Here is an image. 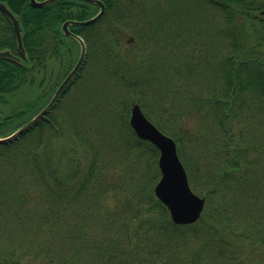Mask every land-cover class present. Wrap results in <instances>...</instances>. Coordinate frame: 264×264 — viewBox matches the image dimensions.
Returning <instances> with one entry per match:
<instances>
[{
  "label": "trees",
  "instance_id": "obj_1",
  "mask_svg": "<svg viewBox=\"0 0 264 264\" xmlns=\"http://www.w3.org/2000/svg\"><path fill=\"white\" fill-rule=\"evenodd\" d=\"M101 1L96 22L68 26L86 55L50 112L0 144V221L14 241L0 245V264H34L41 254L47 264H264V17L256 13L264 0ZM0 2L18 18L26 53L0 58L6 137L76 64L80 45L62 25L99 7ZM1 50L20 55L0 13ZM82 92L97 101L96 115ZM134 104L176 143L192 191L205 199L197 222L172 223L155 198L159 153L129 126ZM45 135L53 150H43ZM23 226L32 235L18 238Z\"/></svg>",
  "mask_w": 264,
  "mask_h": 264
},
{
  "label": "water",
  "instance_id": "obj_2",
  "mask_svg": "<svg viewBox=\"0 0 264 264\" xmlns=\"http://www.w3.org/2000/svg\"><path fill=\"white\" fill-rule=\"evenodd\" d=\"M58 0H30L33 7H42L46 4ZM97 4L100 11L93 18L82 21H67L63 24V32L65 35L71 36L80 44V55L78 61L67 77L62 81L56 89L51 101L28 123L18 128L7 137L0 138V144L6 145L15 141L22 133L28 131L41 118H43L52 108L57 100L60 92L72 79L74 74L81 66L85 57V46L81 38L71 34L68 25H89L99 19L104 12V5L99 0H86ZM0 13L6 17L13 29L16 38L17 48L21 57H25V51L22 45L21 34L22 30L19 21L12 12L0 2ZM264 15V10L260 12ZM0 58L9 59L19 62L20 58L12 55L8 50L0 51ZM129 125L135 135L141 139L150 142L159 152L157 166L160 177L153 187L155 198L167 209L172 223L176 225H190L197 222L204 209L205 199L196 195L190 188L186 171L178 157L176 143L170 137L160 132L142 113L137 104L132 105L130 109Z\"/></svg>",
  "mask_w": 264,
  "mask_h": 264
},
{
  "label": "rangeland",
  "instance_id": "obj_3",
  "mask_svg": "<svg viewBox=\"0 0 264 264\" xmlns=\"http://www.w3.org/2000/svg\"><path fill=\"white\" fill-rule=\"evenodd\" d=\"M124 52H126V49L125 50H123ZM72 92V90L70 91V93H69V95H67L66 97H67V99H69L70 98V96L71 97H73V93H71ZM83 93V95H82V97H83V100H84V103H90V109H91V111H92V113L93 114H95L96 115V113H98L99 112V109L100 108H92L93 106H95V104L97 103V101L95 100V98L94 99H92V97H91V99H90V101H88L87 100V93H85V92H82ZM65 97V98H66ZM93 100H95V101H93ZM82 102V101H81ZM76 103V102H75ZM86 105V104H85ZM89 106V105H88ZM67 107H70L69 105L67 106ZM104 110V109H103ZM106 114H108V112H105ZM111 113L113 114V115H115V113H113V112H110L109 113V116L110 117H112L113 115H111ZM129 118V117H128ZM97 120L101 123V124H103V123H105V124H108V123H110V120H107V119H104V117H98L97 116ZM129 120V119H128ZM47 134V133H46ZM52 135V133H49L48 132V137H50ZM110 137V136H109ZM45 141H44V143L42 144V147H44V149L43 150H45V146L47 147L46 149L47 150H53L54 149V147L53 146H51L50 145V141L47 139V135H45ZM112 144H115V141H114V139H112ZM110 202L111 203H116V200L115 199H113V201H111L110 200ZM30 207V206H29ZM43 207V206H42ZM41 207V208H42ZM27 209V208H26ZM23 213H25V208L23 209V211H22V217L25 219V222L27 223L28 222V220H30V217H28L26 214H23ZM4 229H3V224H2V222L0 221V238L1 239H4V240H0V245L1 246H3L4 247V243L6 244V245H13V244H11L12 242H14L13 240H12V238L10 237V235L8 234V229L6 230V231H3ZM15 233H17V237L19 238V237H21L22 236V234H25V235H27V236H30V235H32V232L28 229V226H23L22 228H19V230H17V231H15ZM11 236H13V235H11ZM18 251V250H17ZM51 251H53L54 252V248H52L51 249ZM243 251L244 252H246V254L248 253L247 252V250H245V249H243ZM52 253V252H51ZM28 256V258H30V256L29 255H27ZM43 256H44V254H41L40 255V257H38V258H36V259H34L33 260V263L34 264H47L44 260H43ZM246 257H244L243 259H242V261L245 259ZM63 261H65L66 259L64 258V259H62ZM225 260V259H224ZM223 262H226V260L225 261H223ZM81 263V262H80ZM80 263H78V262H75V264H80ZM93 264V263H92ZM216 264H222V262H218V263H216ZM228 264H232V263H228ZM263 264V263H262Z\"/></svg>",
  "mask_w": 264,
  "mask_h": 264
},
{
  "label": "flooded vegetation",
  "instance_id": "obj_4",
  "mask_svg": "<svg viewBox=\"0 0 264 264\" xmlns=\"http://www.w3.org/2000/svg\"><path fill=\"white\" fill-rule=\"evenodd\" d=\"M37 1H41V0H37ZM256 12H257V15H258L259 11H256Z\"/></svg>",
  "mask_w": 264,
  "mask_h": 264
}]
</instances>
